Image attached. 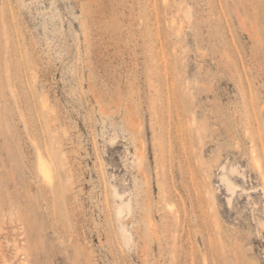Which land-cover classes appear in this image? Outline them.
<instances>
[{"label":"rangeland","instance_id":"374dc122","mask_svg":"<svg viewBox=\"0 0 264 264\" xmlns=\"http://www.w3.org/2000/svg\"><path fill=\"white\" fill-rule=\"evenodd\" d=\"M0 264H264V0H0Z\"/></svg>","mask_w":264,"mask_h":264},{"label":"bare ground","instance_id":"6f19581e","mask_svg":"<svg viewBox=\"0 0 264 264\" xmlns=\"http://www.w3.org/2000/svg\"><path fill=\"white\" fill-rule=\"evenodd\" d=\"M139 150V149H138ZM136 155V154H135ZM136 159L138 158L137 155L135 157ZM139 162V160L137 161ZM140 162H141V158H140ZM39 169H40V172L42 173V175L48 179V180H51V170L49 168V166L46 164L45 160L44 159H40L39 161ZM127 200V199H126ZM123 201V200H122ZM124 203V202H122ZM131 204V203H130ZM123 206V204H121ZM128 206V205H127ZM124 207V206H123ZM122 207V208H123ZM129 207V206H128ZM172 208V207H171ZM121 209V207H120ZM129 209V208H128ZM126 210V209H125ZM128 212V211H127ZM122 219V218H121Z\"/></svg>","mask_w":264,"mask_h":264}]
</instances>
